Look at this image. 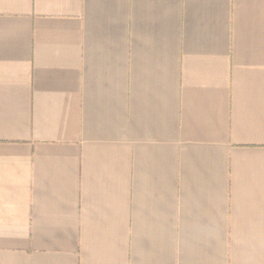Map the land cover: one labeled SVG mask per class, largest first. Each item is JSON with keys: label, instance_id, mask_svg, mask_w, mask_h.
<instances>
[{"label": "crops", "instance_id": "crops-1", "mask_svg": "<svg viewBox=\"0 0 264 264\" xmlns=\"http://www.w3.org/2000/svg\"><path fill=\"white\" fill-rule=\"evenodd\" d=\"M0 264H264V0H0Z\"/></svg>", "mask_w": 264, "mask_h": 264}]
</instances>
